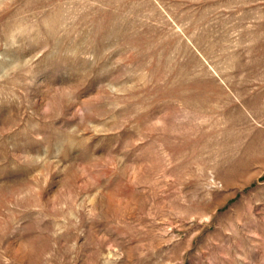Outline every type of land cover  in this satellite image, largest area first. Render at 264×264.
Returning a JSON list of instances; mask_svg holds the SVG:
<instances>
[{"label":"rangeland","instance_id":"rangeland-1","mask_svg":"<svg viewBox=\"0 0 264 264\" xmlns=\"http://www.w3.org/2000/svg\"><path fill=\"white\" fill-rule=\"evenodd\" d=\"M0 264H264V0H0Z\"/></svg>","mask_w":264,"mask_h":264}]
</instances>
